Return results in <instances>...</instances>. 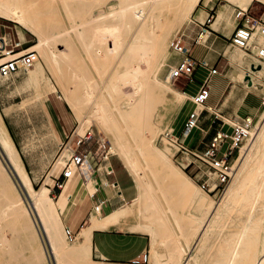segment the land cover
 Instances as JSON below:
<instances>
[{"label": "bare ground", "instance_id": "6f19581e", "mask_svg": "<svg viewBox=\"0 0 264 264\" xmlns=\"http://www.w3.org/2000/svg\"><path fill=\"white\" fill-rule=\"evenodd\" d=\"M228 1L244 10L255 1L264 3V0ZM198 2L199 0H113L107 14L93 16L88 10L81 19L82 23L77 24L71 21L73 18L71 14L66 17L69 20L67 23L61 13L64 7L71 10L70 0H0V17L19 23L38 38V43L30 49L37 50L40 59L27 70L28 81L39 84L45 77V71L49 70L52 78L49 77L45 87H42L45 95L53 91L58 92L61 97H65L80 120L96 123L99 131L110 138L125 166L131 172L134 171L139 190L138 200L131 205L127 204L105 217L100 214V210L93 212L78 236V244L70 245L60 232V207H57L50 197V189L47 186H42L40 190L33 187L0 112V148L9 167L26 191V196L20 193L17 183L0 157V264H15L17 258H21L26 264H48L49 258L46 259L48 254L42 234L49 243L55 264L62 262L61 257L66 252L89 255L93 231L117 225L127 211L132 212L136 203L141 206L144 199L148 201L147 209L153 210L161 223H168L155 197L153 186L144 181L139 168L136 167L134 145L141 155L157 159L155 162L162 163L170 158L168 147L151 145L160 131L155 122V116L158 115L157 107L170 104L171 107L180 108L186 95L180 92L174 95L170 86L160 77V72L164 66L168 35L182 21H190ZM225 13V7L219 10L216 26L224 18ZM112 33L114 37L109 36ZM175 37H171L170 47ZM74 38L83 44L78 40L82 45L78 51L82 63L75 62L73 59L75 55L57 51L55 47L58 41H67L74 45ZM109 44L118 45L115 46L118 48L117 59L114 58L115 61L110 59L114 62V67L109 76L99 82L93 78V69H97L100 64L106 65L103 61L105 57L110 58ZM77 50L79 49H75ZM171 50L174 51L172 47ZM2 51L6 54L8 50ZM25 52L27 50L3 56L0 63ZM262 66L261 63L252 66V69L260 70L262 73ZM173 67L174 65L170 66V78L175 82L176 80L172 78ZM249 82L251 83L250 78ZM71 84H74V88ZM259 122L258 132L248 144L238 165L236 180L234 179L236 188L230 190L225 204L205 205V218L199 229L201 232L199 238H202L208 228L224 216L227 221L239 210L247 212V218L236 233L235 239L226 242V264H264V238L261 243V254L254 256L249 250L255 242L251 237L254 229L250 222L254 218L257 228L264 224V113L259 115ZM168 131L166 130L163 135ZM253 132L250 131L252 135ZM128 137L135 143L132 144ZM164 139L168 140L165 136ZM71 154L72 150L66 148L59 160L67 163L65 159L71 157ZM182 163L183 167H186L189 162ZM178 170L182 178L175 180L174 184L182 192L189 194L192 179L183 169ZM164 173L172 177L173 172L164 166ZM90 184L92 185L90 191L93 193L97 187L94 181ZM190 198L200 207L204 206L203 202L208 201L194 196ZM141 213L143 215V210ZM137 229L149 232L154 240L158 238L156 228L147 222ZM7 232H10L11 237H8ZM66 237L68 238L67 234ZM176 241L180 242L178 239ZM191 245L186 248L181 244L174 248L184 264H191ZM159 264L165 262L159 261Z\"/></svg>", "mask_w": 264, "mask_h": 264}, {"label": "rangeland", "instance_id": "374dc122", "mask_svg": "<svg viewBox=\"0 0 264 264\" xmlns=\"http://www.w3.org/2000/svg\"><path fill=\"white\" fill-rule=\"evenodd\" d=\"M112 4H113V0H70L71 10H67V8L64 7L61 13L64 15V20L66 19L65 21H67V23H69L67 16L71 14L73 16L71 21L80 24L83 21L81 20L83 15H85L88 12V10H90L91 12L90 14H93V16L107 14ZM205 4L208 6L215 5V10L218 9V13L221 8L225 7L227 16L228 17L232 16V21H233L232 26L228 25L229 34L231 36L235 28L234 26L235 23L236 25L238 23V20L236 18V12L239 8L243 9L242 7L234 3H231L228 0H199L195 10L193 11L190 21L184 20L181 22V24H179L178 26H176L171 30L170 34L168 35L169 40L167 39V43H166L167 48L164 56V66L162 67V70L160 72V77L165 83H167L170 86L174 95H177V93L180 91H186V89L190 90L193 86L197 84L198 81H200V79H199V75H196L194 80L191 82H189V80L186 78H180L175 82L172 81V79L170 78V74H171L170 66L175 65L176 62L179 60L180 56L171 50V47L169 46L170 39L172 36L175 37V35L177 36L181 33L187 34L189 28L193 24V20L195 18L194 15L196 13L198 6L200 5L199 8H203ZM215 10L211 11V14L209 16L211 20L214 19V17L212 16L216 15ZM246 11L248 12V15L252 18L254 17V18L264 19L263 2L260 1L253 2L251 5L248 6ZM200 14H201L200 19L203 22L208 19V17L206 19L207 15L204 12L201 11ZM109 36L114 37V34L112 33ZM74 40H75L73 43L74 45L67 43V41L65 42L58 41L55 47L57 51H63V52L66 51L69 54L75 55L73 57L75 62L82 63V61L79 58L78 51H80L83 44L77 38L76 39L74 38ZM78 40L82 45H80ZM229 41H230L229 49L227 53L226 52L225 53L230 58V61L232 62L233 65L230 66H232V70H234L235 73L234 72L232 73L231 71L226 77L228 70H226L225 62L221 64L219 63L215 64V67L218 70V74H216V76L212 77L211 79L210 89L212 90V96L208 100V103L211 105L216 104L218 100L217 91L221 90L223 87L222 79L226 82V78L228 79L229 77H231L234 84H236L237 86H239L240 84L245 92H251L256 97H258L259 109H262L260 113L261 115L262 113H264V103H263L264 67H262L263 72L257 77L259 83L257 84L256 87L253 88L247 87L246 84L247 79L250 77H248L245 80H240L238 78V74L240 72L244 74H251L252 72L249 66L251 62H254V64L262 63V65H264V62L259 60L255 55H251L250 52H246L245 50H242L236 47L235 45H233L231 39ZM0 42L2 44L3 49H10L13 46H15L17 43H20L21 45L19 47H15V51L20 52L21 50L28 49L32 45L38 43V38L33 32L27 30L19 23L0 17ZM116 45L117 44H111L109 46L108 57L110 56V58H106L104 56L105 61L102 60L103 62H106V65L100 64L97 69L95 68L93 69L94 70L93 78L95 80L100 82L109 76L110 72L114 67V62H111L110 59L112 61H115L117 59L116 52L118 48L115 47ZM75 49H79V50L75 51ZM253 49L254 52H257V48H253ZM234 57L236 59L238 57L239 59L238 61H240L243 64L239 65L238 62L234 60ZM51 75H52L51 72L49 70H46L45 77L42 79V82H40L39 84H34L29 82L24 83V80H26L25 77L28 76L27 71L26 72L22 71L13 74L11 77L8 78L0 77V111L3 115L4 121L9 129V132L12 136L15 146L23 160L28 177L32 182L33 187L36 190H40L42 186H47V184H54V181L52 179L47 178L48 174L59 175L60 170L63 168V166L66 163V162L62 163L61 160H59L63 148L60 150L59 146L53 143L51 130L49 129L47 119L45 117L43 110L44 102L47 99L46 98L47 94L45 95V91L42 90V87L43 88L45 87L44 85H46V81L49 77L52 78ZM71 87L74 88V84H71ZM57 94L60 96L58 92ZM61 100L67 103L65 101L64 96L61 97ZM237 103L238 100L235 101L232 106L233 112H235V110L238 109ZM191 106H192L191 101L189 99H186L180 108H177L176 106L171 107L170 104L166 106L158 105L157 107L158 115L155 116V122L158 125L160 131L158 135L154 138L153 143H151V145L168 147L170 151V158L167 161H164L162 163L155 162L157 161V159H154V157L149 158L141 155L137 147L134 145V150H135L134 157H135L136 167L139 168V172L143 176L144 181L146 183H150L153 186L155 197L160 203L164 211V214L166 215V219L168 221L167 224L161 223L157 219L156 213L153 210L147 209L148 201L145 199L142 209L143 215L145 217L144 222L145 223L147 222L156 228L159 241L162 242L161 246L163 245L162 246L163 249L161 251V255L163 259H159L156 261V259L153 258L150 264H159V261H163L165 262V264H184L183 260H181L178 257L177 251H175L174 249L176 248L177 245H181V244L184 245L186 248H188L190 244L193 245V246L191 245V249H192L191 254H193L194 264H226V242L227 240L235 239L236 233L241 228L243 222L247 218V212L245 210L242 211L239 210L237 213L235 212L234 215L231 216L230 219L227 221H226V216H224L216 224H213L208 228V230L203 235L206 236V238L205 237L203 238V236H202L203 238L202 240L199 238L201 233L199 229L205 218L204 217L205 207H206L205 205L216 204V203H222V205L225 204L226 199L228 198L227 195H229L230 190L234 187L236 188L235 176L238 171V167H239L238 165L242 159L244 152L246 151V148L248 147V144L252 141V139H254L256 132H258L257 128H259L260 125L259 117L256 118L255 115H252L250 113H245L242 116V118L236 120L234 119L235 113L234 115H229V114L226 115V112H224V114H222L223 117L220 116L219 117L220 119H216V123L226 122L225 128H228L230 126L229 124H235L239 121H242L245 118L246 114H249L248 116L253 117L255 123L253 129L251 130L252 132L254 131L253 135L251 134V137L246 139L240 152L239 153L236 152L234 154L232 162L235 166V172L232 181L229 184L230 186L228 185L227 190L223 194L221 193L208 194L201 188V183L206 178L205 176L201 177L202 174L204 173L203 168H202L203 173H200L199 176L196 177L197 168H198L197 166L199 165L202 166V164L196 161L195 158L182 154L181 152L178 153V148L172 142L165 140L164 139L165 135H163V133L166 130H170L172 126H175L180 121H182V118L184 117L185 113L187 112V110L190 109ZM7 109L11 110L10 113H5L8 112ZM72 113L77 120V126H79L77 129V134L85 135L86 132L92 131V134L94 136V138L91 140V143L87 144L86 146H82L80 150H83L84 147H87L89 150L92 149L93 154H95L99 159L100 157L103 156L101 149H99V144L103 140V142L107 146V151L108 152L110 151L111 152L110 154L119 156L117 155L110 138L99 131L98 126L94 121L93 122L82 121L76 116L73 110ZM206 114L208 113L204 112L203 117ZM216 123L214 124V127H216ZM202 127L205 128L204 123L202 124ZM175 134L178 135L176 132ZM199 136L200 133L195 131L192 134L190 141L196 142ZM128 138L130 139V137ZM130 140L132 144L135 143L132 139ZM199 150L201 151L203 150V148H200ZM95 151L98 152L95 153ZM103 154H105V152ZM140 155L142 157H140ZM0 157L1 159L3 158L2 159L3 163L8 168L11 176L17 183L20 193L21 194L23 193L22 195L26 196L25 188L20 183L15 173H13L11 167H9V163L5 155L3 154L1 148H0ZM69 158L70 156L68 157V159L66 158L65 160L68 161ZM190 160H194L196 163H193L187 169L184 168L182 162L184 161L185 163H187ZM164 166H166V168H168L170 171L173 172L172 177L164 173ZM179 168L183 169L198 185L197 186L192 180V184H190L191 192L189 194L182 192L174 184L175 180L177 179L181 180L182 178L181 174H179L178 172ZM117 171L121 180L122 187L125 190V193L128 195L130 190V187L128 186L129 182L121 174L119 168H117ZM129 171L137 181V177H135L136 175L134 171L132 172L131 170ZM78 178H75L78 186L85 187V184L82 182V180ZM88 187L91 188L92 185L89 183ZM66 189L67 186H65L63 190L65 191ZM81 189H85V188H81ZM60 193L61 190L58 187H55L51 193L49 192L50 197L53 199L57 207L60 200V195H61ZM65 196H67L66 193ZM190 196L200 198L203 201L204 199H208V201L203 202L204 203L203 207H200L196 202H194V204L192 205L191 202L193 201L191 200ZM67 202L72 203L70 200H67ZM84 202L85 201H82L80 210L82 209ZM90 210L94 211V207L92 206V204L90 206ZM59 226H60L59 228L61 234L63 235L64 239H66L65 241H68L67 243H69L70 245L76 246L78 244V239H79L78 235L75 238V240L71 241L69 240V238L66 237L65 234L66 226H71V223L69 221L68 222L64 221V217L61 216V221ZM250 226L254 229V231L251 234V237L253 240H255V242L252 243L249 250L250 253H252V255L256 256L257 254L259 255L262 253L261 243H262V239L264 238V224L259 225V228H257L258 225L253 218L252 221L250 222ZM184 230L185 232L183 233L182 231ZM9 233L7 232V235H9L8 237H11ZM197 233L198 235L196 236L195 234ZM42 236H43L44 245L46 247V252L48 254V257H46V259L49 258L48 259L49 261L47 260V263L55 264L49 243L45 235L42 234ZM175 236L178 238H176ZM176 239H178L180 242H177ZM188 255L189 254H187V257ZM61 258H62V262L60 261V264H96L91 262L92 258H90V254L88 255L87 253H83L82 255H76L66 252L65 254H63ZM38 259H39V254L37 253L36 260L38 261ZM21 260H22L21 258H17L15 260V264H26ZM191 260H192V255H191ZM191 260L190 262L192 264Z\"/></svg>", "mask_w": 264, "mask_h": 264}, {"label": "crops", "instance_id": "0c3cea01", "mask_svg": "<svg viewBox=\"0 0 264 264\" xmlns=\"http://www.w3.org/2000/svg\"><path fill=\"white\" fill-rule=\"evenodd\" d=\"M199 6L194 15L195 18L193 20V24L189 28L188 33L186 34L187 36L185 41L190 56L195 60L198 65L193 76V80L196 75H199L200 81H198L197 84L193 86L190 90L185 88L186 91H180L184 95H186L185 100L190 99L191 96L197 93L201 84L203 83L208 74V70L201 66V62L203 60L209 61L212 66H215V64L217 63L221 64L225 62L226 70H228L226 77L231 71L232 73H235V71L232 70V62L226 54L229 49V40L231 39L228 25L232 26V16L227 17V19L225 13L224 18L216 26V22L219 18V13L218 9L215 10V5L208 6L205 4L203 8H199ZM213 10H215L216 15H213L212 17H214V19L211 20L209 16L211 14V11ZM201 11L207 15L206 19L208 17L205 22H208L211 34L205 43H196L195 39L199 29V22L203 23V21L200 19ZM261 37L263 36L257 38V42L264 44V38ZM253 48H256V46H254ZM25 50L28 49H23L20 52H23ZM234 60L238 62L239 65L243 64L238 61V57L237 59L234 57ZM259 64L261 63L254 64V62H251L249 64L250 70L252 72L251 74H244L242 72L238 74V78L240 80H245L247 76H250L251 83L248 80L246 81L247 87L249 88L256 87L259 83L257 77L261 74L260 70L256 71L252 69V66H257ZM262 67H264V65ZM215 76L216 75H214L213 77ZM25 78L26 80H24V83L29 82L27 77ZM222 82V89L217 91L218 100L216 104L211 105L207 101V106L212 107L213 112H206L208 114L202 117V124H205V128L208 131L207 137L202 140V132L196 129L193 130L186 139L188 146L194 149H205L207 142L212 138L215 131L221 125V123H216L217 118L215 113L218 115V118L220 116L223 117L222 114H224V112H226V115H234L235 113L234 119L236 120L242 118L245 113L255 115L256 118H258L261 113L262 109H259V99L253 93L245 92L240 84L239 86L234 84L231 77H229L228 79L226 78V82L222 79ZM47 95V99L45 98L46 101L44 102L43 106L44 114L47 119L49 129L51 130L53 143L58 145L60 150L63 148V150L61 151V153H63L65 151V145L67 143L70 147L74 148L75 141L77 139V129L79 126H77V120L72 113L71 107L68 103H65L61 100V97L57 94V92H49L47 93ZM211 96L212 90L210 98ZM237 100L238 109L233 112L232 106ZM192 107L193 104L190 109L187 110V112L185 113L184 117L182 118V121L173 126L179 136L182 135L185 120ZM7 111L8 112L5 113H10L11 110L7 109ZM248 115L249 114H246V116ZM215 123L216 127H214ZM229 125L230 126L228 128H225L226 130H231V124ZM195 131L200 133V136L196 142H191V136ZM96 152L98 151H95V153ZM95 158L97 160V164L93 175L86 183L82 181L85 184V187H80L76 183L75 178H78L79 176L77 171H75L69 180H65L66 183L64 187L67 186V189L65 191L63 190L64 188L60 189L61 195L58 207H60L61 209V216L64 217V221H69L71 223V226L66 227H70L72 231L76 234V236H79L83 227L86 226L89 216L94 211H96L90 210L91 204L94 207L96 204H98V202L103 200L104 203L101 206L100 214L105 217L114 213L117 210H120V208H123L127 204L131 205L132 202L137 201L139 198L137 181L130 173V171L126 168L119 156L110 154L107 159H103V156L98 159L95 155ZM109 166H111L113 169V174L110 175L106 173L107 167ZM117 168H119L121 174L129 182L128 186L130 187V190L128 195L125 193V190L122 187ZM61 171L62 169L60 170V172ZM47 178L52 179L54 181V184H47L50 189V193L55 187H57L56 183L58 182V180H63V178L60 176V173L59 175L48 174ZM90 180L94 181L97 187V189L93 193H91L90 188L88 187L89 183L91 182ZM115 182L118 183L116 187L113 186V183ZM65 193L67 196H65ZM67 200H70L72 203H68ZM82 201L85 202L83 203L82 209L80 210ZM144 201L145 199L141 202V206H139V203H136V206H134L132 212L127 211V214L122 217L120 222L118 223L119 225L117 224L118 226L112 225L108 228H98L93 231L91 238L90 253L92 263L131 264V261L134 258L146 251H149L150 253V260H152L153 258L156 259V261L159 259H163L161 255V251L163 249L161 246L162 242L159 241V238L154 240L149 232L137 229L141 224L144 223V216L141 213ZM191 203L192 205L194 204V202ZM204 237L206 238V236H203V238ZM203 238L200 237L201 240ZM191 255V261L192 264H194L193 254Z\"/></svg>", "mask_w": 264, "mask_h": 264}, {"label": "built area", "instance_id": "2783aa9c", "mask_svg": "<svg viewBox=\"0 0 264 264\" xmlns=\"http://www.w3.org/2000/svg\"><path fill=\"white\" fill-rule=\"evenodd\" d=\"M236 18L238 23L231 36L232 44L246 52L254 54L259 60L264 62V44L257 42V38L260 36L264 37V19L252 18L248 15L246 10L240 8L236 12ZM210 34L211 30L208 23L199 22V29L195 42L205 43ZM186 36L185 33H181L172 40L171 47L180 56L179 60L172 68V78L174 80L186 78L191 82L193 81V76L198 65L189 54L185 41ZM20 45V43H17L12 48L7 49L8 51L5 54L2 51L3 48L0 42V58L11 53L16 54L15 47H19ZM254 46L257 48L256 53L253 51ZM39 59L40 56L38 51L35 49L29 50L28 48L27 52L22 55L0 63V77L8 78L19 72H26ZM201 66L208 70V74L197 93L189 99L193 104V107L189 111L185 120L182 135H176L175 128L172 126L171 130L165 134V137L178 148V153L181 152L182 154L195 158L196 161L202 164V166H197L196 177H198L200 173H203L204 170L201 177L205 176L206 178L201 183V188L205 192L208 194H223L227 190V187L234 176L235 167L232 162L234 154L236 152L239 153L246 139L251 137L250 131L253 128L255 121L253 117L245 116L242 121L231 124V130H226V122H222L212 138L207 142L206 148L201 151L198 148L194 149L187 145L186 139L193 130L197 129L202 132V140L207 137L208 131L206 128L202 127V117L204 112H213L212 107L207 106V101L211 95V79L214 75L218 74V70L207 60H203ZM215 115L216 118L219 119L216 113ZM93 138L92 131H88L85 135L77 134L74 148L70 147L68 143L65 145V149L70 148L72 154L60 172V176L63 180H58L56 183V186L59 189L64 188L66 181L72 177L74 170L77 171L78 176L84 183L91 178L97 164L95 154H93L92 149L89 150L87 147H84L83 150H80V148L90 144ZM99 149H101L102 154L105 152V154H103V159H107L110 153L107 151V146L103 140L99 144ZM193 163L196 162L190 160L184 168L187 169ZM71 166L73 168H71ZM106 173L109 175L113 174L111 166L107 167ZM117 185V182L113 183L114 187ZM103 203V200L98 202V204L94 206V210L101 211ZM66 234L71 241L76 238V234L70 227H66ZM149 262L150 253L149 251H146L134 258L131 261V264H147Z\"/></svg>", "mask_w": 264, "mask_h": 264}, {"label": "water", "instance_id": "95a60500", "mask_svg": "<svg viewBox=\"0 0 264 264\" xmlns=\"http://www.w3.org/2000/svg\"><path fill=\"white\" fill-rule=\"evenodd\" d=\"M249 79V78H248Z\"/></svg>", "mask_w": 264, "mask_h": 264}]
</instances>
